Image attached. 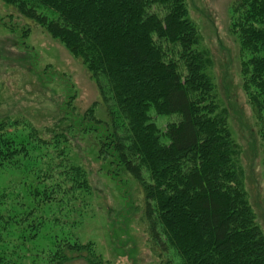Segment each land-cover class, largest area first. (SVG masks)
<instances>
[{
	"label": "trees",
	"instance_id": "trees-1",
	"mask_svg": "<svg viewBox=\"0 0 264 264\" xmlns=\"http://www.w3.org/2000/svg\"><path fill=\"white\" fill-rule=\"evenodd\" d=\"M2 1L61 39L86 65L109 117L100 151H110L137 181L153 244L172 251L178 264H264V232L245 190L241 147L226 115L217 112L212 59L199 48L186 1ZM234 14L239 43L250 53L244 86L263 118L264 0H238ZM152 110L180 119L162 132ZM92 112L85 117L102 123ZM21 123L0 121V165L25 150L8 135ZM67 173L91 194L80 165ZM54 260L102 264L103 258L94 242L68 241Z\"/></svg>",
	"mask_w": 264,
	"mask_h": 264
},
{
	"label": "rangeland",
	"instance_id": "rangeland-1",
	"mask_svg": "<svg viewBox=\"0 0 264 264\" xmlns=\"http://www.w3.org/2000/svg\"><path fill=\"white\" fill-rule=\"evenodd\" d=\"M185 1L199 48L210 53L212 97L241 147L245 190L264 232V117L244 86L250 53L232 25L238 0ZM90 109L102 123L85 117ZM151 115L162 132L180 119ZM16 119L22 123L8 135L25 150L0 165L2 264H60L54 254L68 241L94 242L102 264L180 262L153 244L137 181L110 151H100L109 117L86 65L61 39L0 0V121ZM79 165L91 194L67 173Z\"/></svg>",
	"mask_w": 264,
	"mask_h": 264
}]
</instances>
